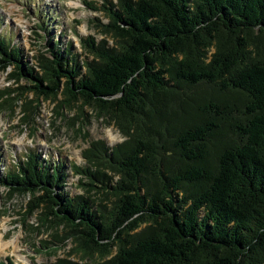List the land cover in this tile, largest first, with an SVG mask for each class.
Segmentation results:
<instances>
[{"label": "trees", "instance_id": "trees-1", "mask_svg": "<svg viewBox=\"0 0 264 264\" xmlns=\"http://www.w3.org/2000/svg\"><path fill=\"white\" fill-rule=\"evenodd\" d=\"M107 1L87 6L105 10L114 44L83 39L85 72L55 49L28 66L5 37L0 71L115 123L126 140L93 143L92 167H75L112 206L71 196L66 168L33 153L0 162V187L45 204L74 251L117 248L97 264H264V0Z\"/></svg>", "mask_w": 264, "mask_h": 264}, {"label": "rangeland", "instance_id": "rangeland-1", "mask_svg": "<svg viewBox=\"0 0 264 264\" xmlns=\"http://www.w3.org/2000/svg\"><path fill=\"white\" fill-rule=\"evenodd\" d=\"M107 0H0V37L21 51L23 63L36 67L37 57L60 50L70 63L79 64L94 57L82 45L92 37L96 41L113 40L103 33L110 21L102 9ZM117 3V0H109ZM14 67L0 71V162L13 168L35 154L51 168L67 170L66 191L73 197L112 206L114 198H106L102 188L86 186L90 181L77 174L75 167H92L84 157L92 144L104 141L114 147L126 140L114 122L98 117L81 102L59 106L60 101L38 96L31 81L10 79ZM36 69V68H35ZM61 99L62 97L59 96ZM94 166V165H93ZM107 173L112 174L109 170ZM82 183H86L84 186ZM98 185V184H97ZM100 187V185H99ZM46 205L34 209V197L29 193H11L0 187V237L9 245L0 249V260L13 264H52L59 258H71L82 264H97L109 256L98 253L92 257L74 251L76 244L68 238L70 227L53 216L45 218ZM17 248H14V244ZM11 245V246H10Z\"/></svg>", "mask_w": 264, "mask_h": 264}, {"label": "bare ground", "instance_id": "bare-ground-1", "mask_svg": "<svg viewBox=\"0 0 264 264\" xmlns=\"http://www.w3.org/2000/svg\"><path fill=\"white\" fill-rule=\"evenodd\" d=\"M12 244H14V242H12ZM9 245L8 243L4 242L0 237V249L4 248L5 246ZM11 246V245H10ZM14 248H17V246L14 244Z\"/></svg>", "mask_w": 264, "mask_h": 264}]
</instances>
